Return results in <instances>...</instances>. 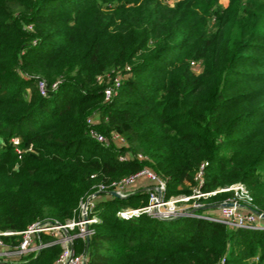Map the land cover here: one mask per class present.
I'll use <instances>...</instances> for the list:
<instances>
[{"label":"trees","instance_id":"trees-1","mask_svg":"<svg viewBox=\"0 0 264 264\" xmlns=\"http://www.w3.org/2000/svg\"><path fill=\"white\" fill-rule=\"evenodd\" d=\"M219 1L0 0V230L65 224L93 185L143 167L166 180L169 197L191 194L207 163L203 191L240 182L264 212V0ZM107 70L126 78L105 102L96 78ZM93 114L123 151L90 138ZM121 152L132 157L121 162ZM147 197L97 203L86 264H264V230L116 216ZM59 253L17 264H52Z\"/></svg>","mask_w":264,"mask_h":264},{"label":"built area","instance_id":"built-area-1","mask_svg":"<svg viewBox=\"0 0 264 264\" xmlns=\"http://www.w3.org/2000/svg\"><path fill=\"white\" fill-rule=\"evenodd\" d=\"M191 64L196 63L192 61ZM129 69L130 67L126 66V70ZM125 78L126 74L122 71L109 72L98 77L99 82H106L103 88L105 102L118 93ZM38 88L41 94L47 93L44 80L38 81ZM99 121L97 114L86 119L90 138L102 146H110L111 143L119 151H123L127 147L126 141L117 134H111L108 139L96 129ZM17 152L20 153V151ZM131 157L129 153L121 152L118 159L124 162ZM135 159L145 160L140 154L136 155ZM207 165L203 163L195 173L194 185L189 195L179 194L167 197L166 180L149 167H143L120 180L97 183L80 200L77 217L66 221L65 224L50 221L35 222L20 232L0 230V264H17L53 246H59L60 253L52 264H86L89 241L95 234V227L100 224L97 203L101 199H125L139 190L147 194V203L138 208L119 209L116 213L119 219L129 220L141 215L157 220L186 217L221 224L231 229L264 230V212L256 208L244 184L237 182L209 192L202 190L204 170ZM94 177L91 176L92 179ZM155 188H158L160 193ZM222 193L230 194V196L223 202L217 203L220 205L218 208L210 209L209 206L213 204L205 201ZM220 264H224L223 260Z\"/></svg>","mask_w":264,"mask_h":264},{"label":"rangeland","instance_id":"rangeland-1","mask_svg":"<svg viewBox=\"0 0 264 264\" xmlns=\"http://www.w3.org/2000/svg\"><path fill=\"white\" fill-rule=\"evenodd\" d=\"M168 2L172 5L173 3H174V0H168ZM219 3H220V5L222 6V7H224V6H226L228 3H229V0H220L219 1ZM194 70H195V72L196 73H198V72H200L201 71V66H196V67H194ZM110 71L109 70H107V71H104L102 74H100V75H98L97 76V78H96V80H97V82L98 83H101V82H99L98 81V77L99 76H104V75H106V74H108ZM118 94V93H117ZM108 139H109V137L110 136H106ZM18 141H16V143H17ZM110 146H113L114 148H116L114 145H112L111 143H110ZM117 149V148H116ZM118 150V149H117ZM143 156V158H147L146 156H144V155H142ZM114 181V180H113ZM187 206H189V204H187ZM186 206V207H187ZM117 213V212H116Z\"/></svg>","mask_w":264,"mask_h":264},{"label":"water","instance_id":"water-1","mask_svg":"<svg viewBox=\"0 0 264 264\" xmlns=\"http://www.w3.org/2000/svg\"><path fill=\"white\" fill-rule=\"evenodd\" d=\"M155 190L160 193L159 189L158 188H155ZM114 196L118 197L117 194L113 193ZM220 205L219 204H213L211 206H209L210 209H215V208H218Z\"/></svg>","mask_w":264,"mask_h":264}]
</instances>
